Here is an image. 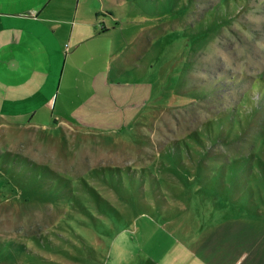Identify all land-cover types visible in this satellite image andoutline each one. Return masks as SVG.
I'll return each instance as SVG.
<instances>
[{
    "label": "rangeland",
    "instance_id": "obj_1",
    "mask_svg": "<svg viewBox=\"0 0 264 264\" xmlns=\"http://www.w3.org/2000/svg\"><path fill=\"white\" fill-rule=\"evenodd\" d=\"M113 1L52 0L64 49L9 93L0 264H264V0Z\"/></svg>",
    "mask_w": 264,
    "mask_h": 264
},
{
    "label": "crops",
    "instance_id": "obj_2",
    "mask_svg": "<svg viewBox=\"0 0 264 264\" xmlns=\"http://www.w3.org/2000/svg\"><path fill=\"white\" fill-rule=\"evenodd\" d=\"M51 3L52 0H0V118H5L4 109L10 106V91L17 90L21 95L35 92L36 85L41 84V80L48 76L57 52L60 54L64 49L66 43H61L55 35L58 32L67 34V28L62 26L63 23L67 25V22L56 21L49 15L48 8ZM110 3L114 9V1L110 0ZM109 8L104 7L103 11L95 13L94 35L98 37L115 35L114 23L117 22L118 15L115 16ZM52 9L55 10V7ZM100 14L103 20H98ZM69 35H72V31ZM91 39L92 37L79 39V44ZM49 101L51 102V97ZM29 114L30 112L16 114V117L31 116ZM2 126L4 125L0 124V127ZM175 248L176 250H168L167 254L176 253V256L172 259L171 255L169 259L166 254L159 264H207L195 258L192 261L188 260L192 250L186 246L179 245ZM196 251V254L208 253L207 250L202 252L200 248L194 250ZM242 258L240 257L235 264H242Z\"/></svg>",
    "mask_w": 264,
    "mask_h": 264
}]
</instances>
